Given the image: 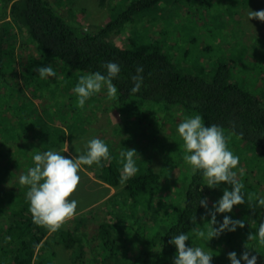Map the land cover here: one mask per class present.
<instances>
[{
    "label": "trees",
    "instance_id": "1",
    "mask_svg": "<svg viewBox=\"0 0 264 264\" xmlns=\"http://www.w3.org/2000/svg\"><path fill=\"white\" fill-rule=\"evenodd\" d=\"M70 1L61 0L60 4ZM214 1L222 0H209V6ZM233 2L231 16L238 14L241 1ZM171 3L174 9H169ZM184 5L185 0H132L125 10L109 8L107 22L103 26L90 23L89 29L59 12L51 0H0V158L4 155L3 162L0 160V264H56L61 245L76 247L74 264H173L176 248L169 240L181 232L190 235L188 246H200L211 253L212 264H231L230 252L242 256L249 232L254 234L264 222V207L253 211L248 206L264 198V44L261 51L251 52L249 46L234 49L240 43L233 40L238 33L217 13L221 7L214 6L207 12L214 10L219 23L208 29L211 36L204 46L206 42L203 45L197 38L205 33L206 20L194 22L202 23V32H196L194 13H182ZM159 9L160 15L151 17L165 23L156 33L159 39L153 40L150 28L143 25L141 32L134 29L124 44L114 42L113 36L121 33L126 23L145 22ZM179 13L182 21L175 22ZM259 34L262 37L257 40L264 43V31ZM229 52L232 54L227 57ZM257 54L256 59L250 58ZM107 62L120 66L113 79L116 98L109 100L105 88L80 109L73 91L79 77L106 74L103 65ZM41 66H51L56 76L40 79L33 69ZM138 66L143 67V82L140 91L132 94V76L137 75ZM103 98L107 99L104 106L97 107ZM103 109L124 114L113 130L114 134L128 130L129 136L122 138L120 145L103 140L112 159L102 161V167L81 168L99 169V179L118 188L107 201L116 204V209L107 210L110 219L97 226L93 239L81 229L87 227L85 219L74 228L62 226L56 232L35 225L26 200L28 189L19 183L20 176L34 166L35 152L56 150L65 141L79 138ZM194 114L201 115L206 126L224 129L228 149L239 157L238 166L243 169L242 173L236 171L246 203L234 206L231 213L217 214L214 227H219L225 215L243 220L245 227L213 239H196L193 233L196 228L207 232L213 227L208 224L211 216L199 205L213 189L204 186L200 191L202 176L192 175L185 164L177 131L178 124ZM144 122L152 126L149 135ZM163 128L171 133L170 140L159 136ZM142 134L147 136V144ZM128 148L138 153L139 171L121 185L119 154ZM84 151L81 148L79 154ZM155 156L163 158L159 171L151 166ZM172 176L176 177L173 181L169 179ZM225 188L231 190L230 185L221 183L215 191L222 197ZM212 205L208 199V209ZM129 241L137 242V251L127 248ZM248 244L255 250H250L252 255L264 260V247L256 241ZM241 264H245L242 259Z\"/></svg>",
    "mask_w": 264,
    "mask_h": 264
},
{
    "label": "clouds",
    "instance_id": "2",
    "mask_svg": "<svg viewBox=\"0 0 264 264\" xmlns=\"http://www.w3.org/2000/svg\"><path fill=\"white\" fill-rule=\"evenodd\" d=\"M57 9V8H56ZM248 19H258L264 22V10L248 12ZM245 42L249 43L246 38ZM106 74L100 72L81 75L73 91L77 96V107L83 109L86 101L102 89L107 90V98L113 100L117 95V88L113 84V79L118 77L120 66L114 62H107L103 65ZM33 71L38 73L40 79L55 77L56 73L51 66L36 67ZM137 75L132 76L134 86L131 93L140 91L143 76V67L138 66ZM178 134L183 141V160L190 166L191 174L200 173L203 184L200 191L207 186L211 189L218 188L221 183L231 186V190L225 188L223 195L208 209V199L205 197L199 200V205L203 206L211 216L208 224L212 225L206 232L201 228L193 229L196 239H213L219 237L225 231L235 232L237 228H244L243 220H233L225 215L223 222L218 224L217 214L231 213L234 206L245 204V194L242 192L244 185L237 179V169L239 157L235 156L228 149V138L225 136L224 129L221 126L212 124L206 126L203 117L194 114L185 118L177 126ZM85 151L82 154L73 155L68 158L61 152L69 151L67 142L60 151L48 150L43 153L35 152L32 156L34 166L28 168L27 172L20 176L19 183L27 187L26 200L29 202V211L32 215L33 223L43 227L50 232L58 231L66 221L71 219L78 206V201L69 199L76 191L80 182L78 172L82 166H103L102 161L112 159L109 147L99 139L92 138L85 144ZM80 153V149H76ZM122 168L120 170L119 183H125L134 177L139 171L136 165L138 153L135 149H127L119 154ZM241 173L243 169L239 170ZM174 190V189H173ZM258 204L248 203L253 211L255 207H264V198H257ZM248 201H252V195H249ZM193 222L196 217L191 218ZM206 219V217H205ZM207 227V225H205ZM190 235L186 233L174 234L169 244L174 245L176 254L173 264H212L210 252H205L200 246H188ZM249 241L258 242L259 246L264 247V222L259 224L258 230L253 234L249 232L244 244L245 251L240 258L236 252L228 253V259L231 264H241V259L245 264H257L258 257L252 255L249 247ZM255 251V250H254Z\"/></svg>",
    "mask_w": 264,
    "mask_h": 264
},
{
    "label": "rangeland",
    "instance_id": "3",
    "mask_svg": "<svg viewBox=\"0 0 264 264\" xmlns=\"http://www.w3.org/2000/svg\"><path fill=\"white\" fill-rule=\"evenodd\" d=\"M53 3V6L57 8V10L62 12L65 16L74 17L77 19L78 23L82 25L84 28L90 29V23H95L96 25H104L107 20L109 19V8L118 9L120 11L125 10L128 7V4L132 0H71L70 2H64V4H60L59 0H51ZM234 0H222L221 2L214 1L211 6H209V0H185L186 5L183 6L182 13H191L193 12L194 15L192 17L193 24L196 20H200L201 22L206 20V28L205 33L202 34L201 38H197L198 41L206 46L208 44V41L210 40L211 34L209 33L208 29H213L217 26L219 23V17L216 15V12L213 10L211 12H207L209 8H212L214 6L221 7L220 11L217 13L219 15H223V18H225L227 21H229L231 28L235 30V32L238 33V38H236L233 35V40L236 41L238 44L235 45L234 49H242L244 46H249L248 49L253 52V50L261 51L262 44H264L261 40H257L260 37H262L259 33L260 31H264V22L258 20V19H248V12L250 10L253 11H260L264 10V0H252L247 3L245 0H239L241 1L239 3V6H237L236 10L238 11L237 15H230V7H233L235 2ZM161 6L163 3H160ZM64 5V6H63ZM239 7V8H238ZM67 8H69V11H67ZM226 8V9H225ZM74 11H73V10ZM169 9H174V4L171 3L169 5ZM170 11V10H169ZM161 13V9L154 10L152 12V15H149V20H145V22H129L125 24L124 29H122V32L114 35L113 40L114 42L118 44H124L127 42V38L130 35L134 29H138V31L141 32V27L144 25V27L150 28L151 38L155 40L158 35L156 33L161 31V28L165 26V23L163 20H157L152 21L154 18L159 16ZM73 14V16H72ZM66 16V17H67ZM178 18L175 22L182 21V16L179 13ZM232 17L231 20L228 18ZM196 18V19H195ZM235 19H238V22L234 21ZM194 30L196 32H202L200 28H202V23L193 25ZM170 27V26H169ZM229 29V28H228ZM230 31V30H229ZM231 32V31H230ZM232 36V35H231ZM173 36H171L170 39H172ZM246 38L249 40L250 44H247L245 42ZM159 39V37H158ZM256 42H253V41ZM252 42V43H251ZM218 44V43H217ZM225 47L230 48L232 46H227L225 44ZM255 48V49H254ZM232 53L229 52L227 57H229ZM258 56L255 55V57L251 56L250 58L256 59ZM21 79V76H19V80ZM249 83V82H248ZM248 83H245L246 85ZM104 94H101L100 97H103ZM107 99L103 98V101L100 105L99 102L97 107L104 106V102H106ZM37 102H40L37 100ZM96 110V108L94 109ZM124 114H120L117 110L112 112H106L104 109L100 111V116H98L99 119H95L92 122V125L88 127L86 132L84 134H80L79 138L72 140H67L69 151L66 153L61 152V154H64L68 158H72L73 155H78L79 153L76 152V149L79 148H85V144L88 140L92 139L93 137L97 136L101 140H105L106 142L114 141L115 145H120L122 138H127L129 136V131L125 130L124 132H121L123 134H114L115 130L114 128L118 127V125L121 124L122 118ZM99 121V122H98ZM146 122V121H145ZM144 122L143 127L147 128L148 135L151 133L152 126H148ZM57 126H59L58 122L55 123ZM159 136L162 138H167V140H170V132L166 130L165 128L160 129ZM141 139L147 138L144 134H142ZM23 139L22 137L19 139ZM145 140V139H144ZM148 140V139H147ZM165 141V140H162ZM148 141L145 140V143L147 144ZM133 143V142H132ZM131 143V144H132ZM65 144H63L62 148ZM132 146V145H131ZM130 147V146H129ZM62 148H57L55 151H60ZM132 148V147H130ZM13 149V148H12ZM129 149V148H128ZM17 152V151H16ZM19 153V151H18ZM14 155H16L14 153ZM18 156V155H17ZM19 158L21 160L22 156L20 155ZM4 155L0 160L3 162ZM163 158L161 156H155L152 159L151 166L156 170L159 171L163 166ZM83 172H86L87 174H79L80 176V182L77 186L76 191L74 192V195L72 196V199H75L78 201V206L76 209L75 215L65 222L63 226L65 228H74L76 225H78V222L85 219V223H87L86 229L83 227L81 228L82 231L86 230L89 237L93 239V237L96 235V228L99 226V224L107 219H110V216L106 213L107 210L110 209H116V204L107 203L109 197L116 193L118 191V188L113 187L98 177V170H88L86 168H81ZM240 170V166H238L235 171ZM9 173L12 172V170L8 171ZM22 173V171H20ZM238 174V173H237ZM175 176H172L169 178L171 181L175 180ZM5 179V178H4ZM167 180L166 178L162 181L164 182ZM7 185V184H5ZM217 189V188H216ZM221 198V195H219L215 189L211 190V193L208 195V199L210 204H214L218 199ZM130 211V210H129ZM108 216V218L106 217ZM101 241L98 242V245ZM127 248H131L134 251H137L135 245H137V242L129 241L125 243ZM76 247L71 248H64L63 245L58 247V255L56 258V264H74L73 256L75 254ZM124 248H120L122 252L124 251ZM89 251V246L87 245L85 247ZM91 255V253H89ZM257 264H264L263 259H257Z\"/></svg>",
    "mask_w": 264,
    "mask_h": 264
}]
</instances>
